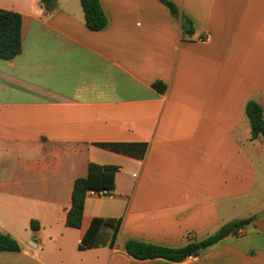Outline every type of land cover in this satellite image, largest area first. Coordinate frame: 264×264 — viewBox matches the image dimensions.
Returning <instances> with one entry per match:
<instances>
[{
  "label": "crops",
  "instance_id": "0c3cea01",
  "mask_svg": "<svg viewBox=\"0 0 264 264\" xmlns=\"http://www.w3.org/2000/svg\"><path fill=\"white\" fill-rule=\"evenodd\" d=\"M169 1L178 20L159 0H99L108 24L92 31L81 0L52 12L0 0L22 16L21 53L0 59V231L21 251L0 264H264V138L245 113L251 100L264 110V0ZM113 142L146 143V157L95 146ZM92 163L119 166L115 190L88 196L81 228L67 227ZM94 218L120 219L117 237L104 228L80 250ZM247 218L196 262L125 249L181 248Z\"/></svg>",
  "mask_w": 264,
  "mask_h": 264
},
{
  "label": "trees",
  "instance_id": "16d2710c",
  "mask_svg": "<svg viewBox=\"0 0 264 264\" xmlns=\"http://www.w3.org/2000/svg\"><path fill=\"white\" fill-rule=\"evenodd\" d=\"M171 13L174 19L180 18L177 6L169 0H159ZM42 7L47 12H52L56 7V0H41ZM85 15V22L88 29L92 31L103 30L108 24V18L102 9L99 0H81ZM187 24L190 21L187 20ZM192 33V27L186 29ZM22 51V16L19 13L0 9V59L9 61L16 58ZM154 88L160 93H165L167 86L162 82H156ZM245 113L251 124L252 139L264 138V110L262 106L251 100L246 104ZM95 146L130 158L143 160L148 151L146 143H97ZM116 165L90 164L88 175L77 178L71 198V207L67 212L66 226L70 228H81L84 208L90 191L107 190L112 193L115 190V177L119 171ZM253 218L233 221L220 228L214 235L201 240H193L181 248H170L152 243L128 240L125 244L127 253L137 260H148L162 258L172 262L180 263L188 256L198 255L220 240L229 235L237 234L246 225L251 223ZM121 225L120 219L94 218L82 242L80 250L92 249L99 246L98 237L102 229L109 228L113 231L112 243L115 241ZM33 230L39 229L36 221L31 222ZM21 246L11 235L0 231V252H20Z\"/></svg>",
  "mask_w": 264,
  "mask_h": 264
},
{
  "label": "built area",
  "instance_id": "2783aa9c",
  "mask_svg": "<svg viewBox=\"0 0 264 264\" xmlns=\"http://www.w3.org/2000/svg\"><path fill=\"white\" fill-rule=\"evenodd\" d=\"M211 39V35L208 34L205 36V38L200 39L201 41H208ZM110 192L107 190H101V191H90L89 196L97 197V198H104L110 196ZM185 260H189L192 262L198 261V258L194 255L188 256Z\"/></svg>",
  "mask_w": 264,
  "mask_h": 264
},
{
  "label": "water",
  "instance_id": "95a60500",
  "mask_svg": "<svg viewBox=\"0 0 264 264\" xmlns=\"http://www.w3.org/2000/svg\"><path fill=\"white\" fill-rule=\"evenodd\" d=\"M184 23H185V21H184ZM188 27H189V26H188ZM188 27H187V28H188ZM263 215H264V214H263Z\"/></svg>",
  "mask_w": 264,
  "mask_h": 264
},
{
  "label": "rangeland",
  "instance_id": "374dc122",
  "mask_svg": "<svg viewBox=\"0 0 264 264\" xmlns=\"http://www.w3.org/2000/svg\"><path fill=\"white\" fill-rule=\"evenodd\" d=\"M264 97V96H263Z\"/></svg>",
  "mask_w": 264,
  "mask_h": 264
}]
</instances>
